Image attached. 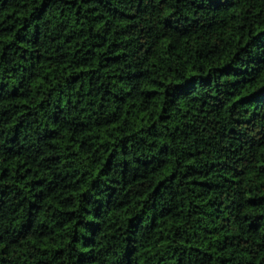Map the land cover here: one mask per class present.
I'll use <instances>...</instances> for the list:
<instances>
[{
    "label": "trees",
    "instance_id": "1",
    "mask_svg": "<svg viewBox=\"0 0 264 264\" xmlns=\"http://www.w3.org/2000/svg\"><path fill=\"white\" fill-rule=\"evenodd\" d=\"M0 264H264V0H0Z\"/></svg>",
    "mask_w": 264,
    "mask_h": 264
}]
</instances>
